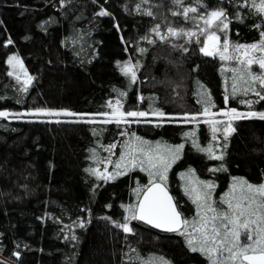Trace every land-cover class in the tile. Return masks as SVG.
<instances>
[{
    "label": "trees",
    "instance_id": "1",
    "mask_svg": "<svg viewBox=\"0 0 264 264\" xmlns=\"http://www.w3.org/2000/svg\"><path fill=\"white\" fill-rule=\"evenodd\" d=\"M204 2L227 10L231 42L260 40L255 25L261 23V17L239 7L242 0ZM139 3L0 0V110L87 114L0 118V264H141L161 256L171 264H208L204 256L189 251L185 237L176 233L160 232L139 221H131L134 233L115 226L114 222H123L129 215L122 206L138 202L134 190L149 185L147 172L129 168L126 175L104 181L86 169L104 168L91 159V149L101 160H118L125 152L124 143L133 139L131 133L152 145H185L167 176L168 187L189 220L196 213L185 194L188 181L184 174L189 170L194 171L195 179L215 184L212 199L217 207H226L219 201L229 192L233 178L253 185L264 183V120H235V131L227 140L221 131L215 141L207 124L184 122L185 114L202 111L198 103L202 91L210 95L213 111H264V100L250 109L240 101H255L258 98L253 94L232 98L233 68L228 69L218 57L204 56L198 44L184 51L169 42L150 44L142 39L153 35L156 19L145 15L142 8L138 10ZM185 3L197 6L195 0ZM150 4L169 6L171 0H151ZM101 9L110 15H97ZM237 13L242 22L236 19ZM9 39L12 43L8 45ZM141 48L146 51L141 53ZM13 54L33 78L26 92L7 75V57ZM129 58L140 64L134 84L118 66ZM119 92L126 95L121 97ZM225 95L229 96L227 104ZM112 100H120L125 111L149 115L140 118V123L119 127L77 122L98 121L93 114L105 112ZM154 109L166 115L154 116ZM157 123L162 126H155ZM192 131L195 137L184 136ZM192 139L202 148L211 146L217 155L223 154V160L198 151ZM111 144L116 148L109 153L105 148ZM221 165L226 171H210ZM109 171H113L111 164ZM137 255L140 260L134 259Z\"/></svg>",
    "mask_w": 264,
    "mask_h": 264
},
{
    "label": "snow or ice",
    "instance_id": "2",
    "mask_svg": "<svg viewBox=\"0 0 264 264\" xmlns=\"http://www.w3.org/2000/svg\"><path fill=\"white\" fill-rule=\"evenodd\" d=\"M150 3L151 0H140V3L137 4V9L139 10L143 4ZM171 3L177 9L172 10L171 14L173 16H182L184 20L191 21L194 25V30L176 29L168 26L166 33H161L160 25L157 24L151 29V32L162 42L167 41L169 37H187L186 43H192L193 38H196L195 42L201 44L199 51L204 56L218 55L222 61H236L239 67L232 69L231 97L236 98L238 95L248 96L250 93L253 94L258 98L255 101L252 99L240 101L242 104L248 105L250 109L253 103H259L264 100V29L261 28V25H264V0H242V3H239V7H247L255 15L261 17V23L255 25L260 30L261 38L258 42L252 44H230L227 39L230 21L225 8L209 7L204 0H195L197 6L186 4L185 0H171ZM200 9L204 10L200 11ZM144 14L149 17L153 16L150 8L145 10ZM97 15L107 16L110 13L101 9ZM235 16L236 19L241 20L238 13ZM221 33L225 36L222 43ZM199 37H203V40H200ZM142 39L147 40L150 44L155 43L148 36ZM11 43L12 41L9 39L8 44ZM172 46L173 48L177 47L175 44ZM179 47L183 48V45ZM145 51L146 49H140L141 53ZM184 51H187V49L185 48ZM7 63L13 69L7 75L14 77L17 83L22 84L23 87L20 90L26 92L33 78L24 69L23 61L18 55H10L7 57ZM253 65L258 66V71L253 70ZM118 66L120 72L129 78L130 83H136L137 70L140 67L139 61L133 63L129 59L122 64L118 62ZM21 76L24 77L23 80H21ZM201 89H203V86H201ZM119 95L123 97L126 93L119 92ZM140 99L143 100V97ZM224 99L227 104L229 96L225 95ZM198 103L203 106L202 111L194 115L185 114L184 122L197 121L199 115L206 117L203 123L211 128L214 141L218 139L216 133L221 131V125L223 126L224 139L227 140L230 134L229 130L235 131L231 121L252 118L264 120V112L251 110L242 113L232 108L219 113L211 112L210 109L215 107V105L211 102L210 95L206 91L201 92ZM107 107L112 110L111 113L93 114L105 117V119L101 121L89 119L77 122L115 123L119 127L121 124L140 123L141 121L137 118L149 115L145 111H122L120 100H116L115 104L109 102ZM25 115L39 117L84 116L87 114L47 109H35L25 113L0 111V118L4 119L10 116L20 118ZM152 115L164 117L166 114L154 109ZM217 115L227 117L229 122L224 123L215 119ZM145 122L150 123L151 121ZM155 126L160 127L162 125L157 123ZM120 135H128V133L121 132ZM130 135L133 139L124 143L125 152L115 162L110 157H105L101 160L96 150L91 149V159L97 164H103L104 168L103 170L99 168L86 169V171L96 176L97 179L104 181L114 180L117 177L126 175L129 168L139 167L141 171L147 172L150 178L149 186L143 189L137 187L134 190L138 197V203L122 206L125 207V211L129 215L123 217V222H114L117 228L122 229L125 233H134V229L130 227L129 222L140 221L161 231L176 233L185 237L186 247L189 251L204 256L208 264H264V183L253 185L243 178H233L229 192L219 201L220 205H226V207H217L215 206L216 202L212 199V190L215 188V184L211 181L195 179L194 171L189 170L188 173L184 174L188 181L185 187V194L190 197L192 203L196 206L195 217L189 220L179 211L177 203L169 195L165 186L167 173L172 165L181 158L185 145L170 146L160 142L152 145L136 136L135 133ZM195 135L194 131L184 133L186 138H193ZM192 144L198 151L207 153L210 159L223 160V154L217 155L211 146L202 148L195 139H192ZM115 148L116 145L111 144L105 148V151L111 153ZM109 164L113 165V171L111 172L108 170ZM210 171H226V169L221 165L220 168L210 169ZM141 193H143L142 198H140ZM106 219L108 218L106 217ZM79 226L83 227L84 223L80 222ZM71 239L75 240L76 237L73 235ZM133 251L135 250L133 249ZM14 255L19 257V252L14 253ZM134 259L140 260L139 255ZM141 264H171V262L161 256L144 260Z\"/></svg>",
    "mask_w": 264,
    "mask_h": 264
},
{
    "label": "rangeland",
    "instance_id": "3",
    "mask_svg": "<svg viewBox=\"0 0 264 264\" xmlns=\"http://www.w3.org/2000/svg\"><path fill=\"white\" fill-rule=\"evenodd\" d=\"M143 11L147 10V9H151V11L153 12V17L156 19V25L159 24L160 25V31L161 33H166L167 31V27L168 26H171V27H174L176 29H185V30H189V29H193L194 30V25L191 21H186L184 20V18L182 16H173L171 14V11L172 10H177L176 7L171 3L169 6L168 5H164V6H159V5H154V4H150V5H147V4H143L142 7ZM140 8V9H141ZM190 15H195V14H190ZM155 25V26H156ZM221 36V43L223 42V40L225 39V36L223 33L220 34ZM150 39L154 40V41H161L154 33L152 36L149 37ZM188 38L187 37H169V39L167 41H163V42H169L171 43L172 45L175 44L177 45V47H179L180 45H183V48H187L189 47L191 44L193 43H196V38H193V42L192 43H186V40ZM200 40H203V37H199ZM227 39L228 41L230 42V44H239V43H234V42H231L230 39H229V28L227 30ZM146 42H148L146 40ZM258 42V41H257ZM256 43V42H255ZM198 44L200 47H201V44L199 43H196ZM181 48V47H179ZM231 51V50H230ZM13 55H16V54H13ZM213 57H218V55L216 56H213ZM130 59V58H129ZM127 59V60H129ZM131 60V59H130ZM125 62V61H124ZM133 63H135L134 61H132ZM225 64H226V67L228 69L230 68H234V67H238L239 65L237 64L236 61H232V60H228V61H224ZM123 63V62H122ZM120 63V64H122ZM9 65V64H8ZM24 66V64H23ZM255 66V65H253ZM258 67V66H257ZM24 69L27 71V69L25 68L24 66ZM9 71H13L12 67L9 65ZM28 73V71H27ZM29 75V73H28ZM30 76V75H29ZM14 78V77H13ZM15 79V78H14ZM24 77L21 76V80H23ZM116 101V100H115ZM115 101L112 100L110 102H112L113 104H115ZM122 105V103H121ZM229 108H224V109H221V110H218V111H213V110H210L211 112H216V113H219V112H222V111H226L228 110ZM122 111H125L124 108H123V105H122V108H121ZM0 111H7V112H10V113H25V112H28V111H23V112H12V111H8V110H0ZM63 111H66V110H62L60 112H63ZM111 109L107 107L106 111L105 112H108V113H111ZM239 111V110H237ZM250 110H246V111H239V112H242V113H246ZM251 111H257V112H264V111H258V110H252ZM69 112V111H68ZM103 113V112H102ZM28 116L30 115H25V116H21L20 118H13V117H9V119H26ZM58 117V116H56ZM161 118V117H159ZM98 121H101L103 119H105V117H102V116H98L96 118ZM129 119H133V118H129ZM137 119H140V118H137ZM206 119V117L202 116V115H199L197 117V121H193V122H203V120ZM215 119L217 120H220V121H223L224 123H228V118L223 116V115H217L215 117ZM235 121V120H234ZM234 121H231V124H232V127L234 128ZM222 125H221V131H222ZM220 131V132H221ZM230 131V134L233 132L231 129L229 130ZM219 132H217L216 134H218ZM110 165V164H109ZM109 165H108V170H109ZM168 176H167V180L165 181V183L168 185ZM130 223V227H131V221L129 222ZM3 258V257H2ZM4 260L7 261V259L3 258Z\"/></svg>",
    "mask_w": 264,
    "mask_h": 264
},
{
    "label": "water",
    "instance_id": "4",
    "mask_svg": "<svg viewBox=\"0 0 264 264\" xmlns=\"http://www.w3.org/2000/svg\"><path fill=\"white\" fill-rule=\"evenodd\" d=\"M9 45V44H8ZM149 186V185H148ZM165 186H166V188H167V191H168V193H169V195H171L173 198H174V202H176L177 203V201H176V198H175V196L173 195V193L171 192V190H170V188L168 187V185L165 183ZM142 195H143V193L141 194V196H140V198H142ZM138 203V202H137ZM178 205V204H177ZM179 208V207H178ZM179 211H180V209H179ZM181 212V211H180ZM182 213V212H181ZM182 215H183V213H182ZM184 216V215H183ZM140 222V221H139ZM147 225V224H146ZM149 227H151L150 225H148ZM151 228H153V227H151ZM153 229H156V228H153ZM156 230H158V231H160V232H164V231H161L160 229H156ZM164 233H168V232H164ZM14 257L16 258V259H18L19 257H20V255H19V257H17L16 255H14Z\"/></svg>",
    "mask_w": 264,
    "mask_h": 264
}]
</instances>
